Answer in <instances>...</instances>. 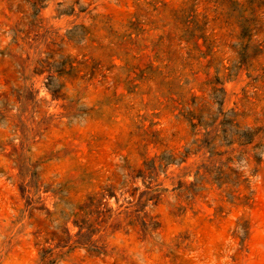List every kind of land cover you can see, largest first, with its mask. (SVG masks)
<instances>
[{
  "label": "rangeland",
  "instance_id": "rangeland-1",
  "mask_svg": "<svg viewBox=\"0 0 264 264\" xmlns=\"http://www.w3.org/2000/svg\"><path fill=\"white\" fill-rule=\"evenodd\" d=\"M0 264H264V0H0Z\"/></svg>",
  "mask_w": 264,
  "mask_h": 264
}]
</instances>
